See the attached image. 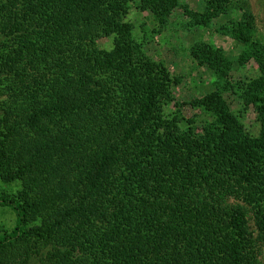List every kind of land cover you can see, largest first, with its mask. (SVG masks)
<instances>
[{
    "label": "trees",
    "instance_id": "trees-1",
    "mask_svg": "<svg viewBox=\"0 0 264 264\" xmlns=\"http://www.w3.org/2000/svg\"><path fill=\"white\" fill-rule=\"evenodd\" d=\"M131 2L0 0V180L20 186L0 190L13 218L0 264H261L264 41L247 0L186 14L204 28L230 17L218 32L241 46L239 67L256 66L236 88L257 136L224 99L231 66L209 45L189 49L216 79L191 105L212 122L201 134L166 114L178 81L134 43ZM177 3L140 10L164 24Z\"/></svg>",
    "mask_w": 264,
    "mask_h": 264
},
{
    "label": "rangeland",
    "instance_id": "rangeland-1",
    "mask_svg": "<svg viewBox=\"0 0 264 264\" xmlns=\"http://www.w3.org/2000/svg\"><path fill=\"white\" fill-rule=\"evenodd\" d=\"M140 1L133 0L129 4L124 21L132 26V39L145 56L163 64L171 78L178 81V85L173 86L172 96L165 107L166 114L178 112L185 120H193L196 130L201 134L212 122L210 115L191 105L192 101L213 91L212 84L216 79L209 68L198 66L190 57L189 49L195 45H209L221 49L226 62L231 66L230 85H227L231 88L224 92V99L232 113L241 121L246 132L251 136H257L260 127L256 114L252 107L243 106L236 88L238 82L247 83L258 76L256 66L253 62H249L239 67L237 61L241 46L218 32L220 27L228 23L230 17L217 18L207 28L197 27L186 13L202 15L205 10L204 0H178L170 17L161 24L154 15L140 10ZM247 6L254 17L258 37L264 41V0H247ZM237 15L239 17V13L234 12L231 17L235 18ZM111 47V39H102L98 42V48L101 50L107 51ZM0 190L15 194L19 192L20 186L6 185L0 180ZM12 221L9 212L0 210V231L2 228H9ZM260 261L264 264V251Z\"/></svg>",
    "mask_w": 264,
    "mask_h": 264
}]
</instances>
